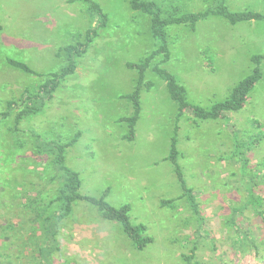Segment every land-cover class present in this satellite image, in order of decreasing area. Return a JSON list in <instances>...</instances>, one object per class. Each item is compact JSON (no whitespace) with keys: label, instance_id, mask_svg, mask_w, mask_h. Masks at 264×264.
<instances>
[{"label":"rangeland","instance_id":"374dc122","mask_svg":"<svg viewBox=\"0 0 264 264\" xmlns=\"http://www.w3.org/2000/svg\"><path fill=\"white\" fill-rule=\"evenodd\" d=\"M91 1L106 15L105 28L76 61V72L17 123L20 98L65 67L62 50L83 43L98 17L86 0H0V264H15L18 256L21 264H37L38 251H55L54 264H264V61L245 108L208 121L190 112L178 120L165 82L150 68L145 82L153 87L140 90L141 116L134 140H126L129 129L121 120L134 109L123 97L139 78L127 64L141 63L160 43L151 36L149 18L134 12L129 0ZM150 1L164 17L204 13L216 3ZM226 7L264 14V0H227ZM166 36L170 61L161 65L160 56L152 66L183 82L187 102L204 110L226 100L253 73L252 58L264 56V21L233 26L211 16L195 31L169 26ZM9 102L15 106L3 118ZM77 135L63 153L65 166L80 175L79 194L99 200L109 190L108 204L129 206L132 224L146 226L154 240L144 251L88 202L56 218L64 180L52 167L51 150L58 154ZM174 137L185 189L168 160ZM163 198L174 203L161 209L156 201Z\"/></svg>","mask_w":264,"mask_h":264},{"label":"trees","instance_id":"16d2710c","mask_svg":"<svg viewBox=\"0 0 264 264\" xmlns=\"http://www.w3.org/2000/svg\"><path fill=\"white\" fill-rule=\"evenodd\" d=\"M90 4V10L93 15L98 17L97 26L95 29L89 30L86 35L83 43L72 44L66 46L62 51L65 54L66 65L65 67L56 74H53L50 79L32 95L25 94L20 98V102L23 105V109L19 114L16 115V122L20 123L23 121L24 117L34 115L40 107L39 101L45 97L48 98L55 90L60 86L62 80L66 79L68 76L73 75L77 69V60L83 57L86 53L87 48L90 44L93 43L94 39L98 36V31L101 28H105L107 17L102 12L101 7L92 2L91 0H86ZM227 0H216L215 8L210 9L204 13H192L180 17H168L163 13V9L154 1L150 0H129L131 9L134 12H139L146 15L149 18V26L151 36L160 43V46L157 50L150 53L141 63L139 64H127L128 69L136 70L138 72L139 78L138 83L135 88V91L128 96L123 97L124 99L132 102L134 113L130 118H124L121 122L128 125L129 132L125 136L126 140L133 141L135 137V130L137 123L141 116V103L139 99L140 90L142 87H145L148 90H151L153 87L151 83L145 82L146 72L152 68L153 71L162 78L167 87V92L170 95L171 99L178 105V120L181 119L186 113H191L195 118H198L203 121L208 120H220L224 117L225 114L230 112H236L243 110L246 106V103L249 99L251 91L255 88L257 83L262 80L260 65L264 61V56H254L252 62L254 64L253 73L244 78L239 84H237L231 91L229 97L220 103L215 104L209 110H204L197 106L190 105L186 100L187 91L184 87L178 82L177 78L170 74L167 70L163 69L160 65L156 64L152 66L153 62L157 60L160 56L162 61L160 64H166L170 61L169 46L167 43L166 28L172 25H190L191 30L195 31L196 25L211 16H219L225 18L231 25L235 26L243 22H253V21H264V14L252 11H245L239 13H231L226 7ZM11 66H14L17 69L22 70L28 74H35L31 69L26 65L21 64L15 61H9ZM44 104L42 103V106ZM15 104L13 102L8 103V112L3 114V118L9 116V113L14 108ZM176 132L179 130L178 126L175 128ZM79 135L66 144L61 146L57 151L51 150V153L55 156L53 160L52 167L56 172V175L64 180L63 188L59 190V195L56 199V202L60 204V211L56 214V218L60 220L68 218L73 211V206L78 201H85L93 206L97 207L100 211L102 217L105 220L117 222L123 228L124 233L132 241L133 245L138 251H144L148 245L152 244L154 240L147 236V227L144 225L134 226L130 219V207L122 206L120 208H114L106 202L108 196V191H105L103 196L97 200L88 196H82L79 194L81 188V179L79 173L70 171L65 166V156L64 150L71 147L74 142L78 140ZM179 153L177 150V141L175 137L172 140L170 156L168 160L176 166V172L180 179L181 186L185 189V184L183 182L182 174L179 168L177 167ZM257 183H254V187L257 186ZM255 190V188H254ZM186 198L191 207H195L194 198L190 190H186ZM254 200H257V196L254 192ZM174 201H163L162 207H167L173 204ZM258 216H262L261 209L257 208L255 211ZM41 237L43 236L42 230L39 231ZM38 233V230H37ZM49 239V238H48ZM54 238L52 239L53 242ZM51 242V243H52ZM38 246V245H37ZM39 248V247H38ZM56 254L54 251H50L47 254H42L38 251L37 264H54L53 257ZM193 257H186L185 260H189ZM18 262L15 264H21V257L16 258ZM7 264H13L12 261Z\"/></svg>","mask_w":264,"mask_h":264},{"label":"crops","instance_id":"0c3cea01","mask_svg":"<svg viewBox=\"0 0 264 264\" xmlns=\"http://www.w3.org/2000/svg\"><path fill=\"white\" fill-rule=\"evenodd\" d=\"M178 82H179L183 87L185 86V84H184L183 82H181V81H179V80H178ZM165 86H166V84H165ZM234 87H235V86H234ZM184 89H185V87H184ZM231 91H232V90H231ZM218 92H219V89L216 91V93H218ZM229 95H230V94H229ZM227 97H229V96L227 95ZM226 99H227V98H226ZM224 101H225V100H224ZM175 103H176V102H175ZM175 106H176V108L178 109V105H177V103H176ZM186 114H187V113H186ZM186 114H185V115H186ZM185 115H184V116H185ZM184 116H183V117H184ZM183 117H182V118H183ZM225 165H226V163L224 162V171L226 170V166H225ZM164 199H165V198H163L162 202H163V201H171V200H168V199H165V200H164ZM172 201H173V200H172ZM157 205L160 206L161 209L164 208V207H162V203H158V202L156 201V206H157Z\"/></svg>","mask_w":264,"mask_h":264}]
</instances>
